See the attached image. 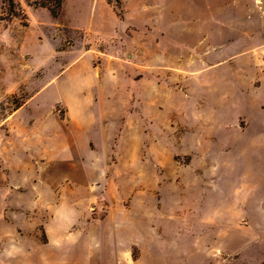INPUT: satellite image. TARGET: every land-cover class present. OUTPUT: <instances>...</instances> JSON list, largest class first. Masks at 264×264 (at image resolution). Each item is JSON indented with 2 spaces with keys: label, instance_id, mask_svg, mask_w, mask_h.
Wrapping results in <instances>:
<instances>
[{
  "label": "rangeland",
  "instance_id": "374dc122",
  "mask_svg": "<svg viewBox=\"0 0 264 264\" xmlns=\"http://www.w3.org/2000/svg\"><path fill=\"white\" fill-rule=\"evenodd\" d=\"M49 7L0 0V264H264V0Z\"/></svg>",
  "mask_w": 264,
  "mask_h": 264
},
{
  "label": "trees",
  "instance_id": "16d2710c",
  "mask_svg": "<svg viewBox=\"0 0 264 264\" xmlns=\"http://www.w3.org/2000/svg\"><path fill=\"white\" fill-rule=\"evenodd\" d=\"M61 3H62V0H56L57 8L61 6ZM43 6H47V4H43ZM57 8L49 7L50 11L52 12L54 16L57 15Z\"/></svg>",
  "mask_w": 264,
  "mask_h": 264
},
{
  "label": "crops",
  "instance_id": "0c3cea01",
  "mask_svg": "<svg viewBox=\"0 0 264 264\" xmlns=\"http://www.w3.org/2000/svg\"><path fill=\"white\" fill-rule=\"evenodd\" d=\"M116 261V260H115ZM115 264H117V263H115Z\"/></svg>",
  "mask_w": 264,
  "mask_h": 264
}]
</instances>
